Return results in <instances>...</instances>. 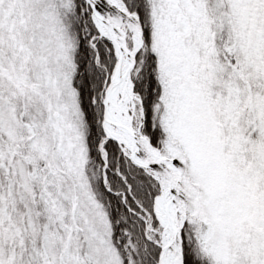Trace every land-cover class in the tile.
I'll return each mask as SVG.
<instances>
[{
  "label": "snow or ice",
  "instance_id": "1",
  "mask_svg": "<svg viewBox=\"0 0 264 264\" xmlns=\"http://www.w3.org/2000/svg\"><path fill=\"white\" fill-rule=\"evenodd\" d=\"M0 264H264V0H0Z\"/></svg>",
  "mask_w": 264,
  "mask_h": 264
}]
</instances>
